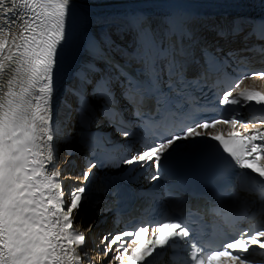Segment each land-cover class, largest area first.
<instances>
[{"label":"bare ground","instance_id":"6f19581e","mask_svg":"<svg viewBox=\"0 0 264 264\" xmlns=\"http://www.w3.org/2000/svg\"><path fill=\"white\" fill-rule=\"evenodd\" d=\"M171 9L192 13L195 31L210 25L226 30L235 21L264 24L262 0H0L1 231L29 229L39 207L26 191L35 184L45 200L42 209L55 225L52 241L58 243L65 263L86 264L85 258L102 263L88 246L98 228L87 231L85 241L73 244L69 229L46 206L48 186L57 180L52 171L61 170L57 164L62 143L55 136L60 131L56 123L65 115L58 113L67 111L74 101L73 77L82 73V63L89 62L85 53L92 50L93 37L109 50L128 49L127 21L137 10L160 23ZM44 71L49 72L46 85L33 106L29 92ZM246 84L264 92L262 78H251ZM201 138L197 131L186 143L193 145ZM61 173L66 180L73 175L72 171ZM77 227L85 234L84 225Z\"/></svg>","mask_w":264,"mask_h":264}]
</instances>
